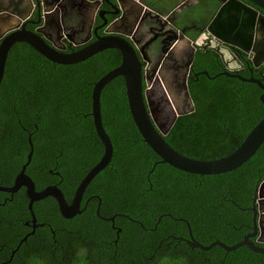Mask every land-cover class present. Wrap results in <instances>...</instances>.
<instances>
[{
  "label": "trees",
  "instance_id": "16d2710c",
  "mask_svg": "<svg viewBox=\"0 0 264 264\" xmlns=\"http://www.w3.org/2000/svg\"><path fill=\"white\" fill-rule=\"evenodd\" d=\"M160 1L159 7L173 3ZM204 9L198 13L202 21L214 7ZM18 56L21 63L6 61L0 81V185L10 184L25 162L29 135L32 152L25 173L36 189L56 183L69 201L79 180L103 152L90 115L89 81L104 73L105 61L94 57L74 67L58 65L25 43L18 48ZM199 68L207 76L200 74L190 81L193 110L176 117L163 139L185 156L214 159L241 142L264 116V104L255 84L216 75L219 67L211 59L197 63L195 69ZM99 110L111 155L85 186L81 211L69 219L61 217L50 196L35 208L61 247L53 249L51 232L45 228L44 241L29 236L28 245L22 242L15 248L28 213L21 190L5 211L0 207V262L208 264L217 252L214 260L223 264H264V255L244 246L225 251L213 245L202 250L175 237L188 236L185 222L177 219L182 217L193 238L203 245L215 238L230 245L241 238L245 227L240 224L250 216L243 207L264 174V140L238 167L199 175L158 162L132 122L121 76L101 88ZM110 215L113 220L104 218ZM11 249H16L12 255Z\"/></svg>",
  "mask_w": 264,
  "mask_h": 264
},
{
  "label": "water",
  "instance_id": "95a60500",
  "mask_svg": "<svg viewBox=\"0 0 264 264\" xmlns=\"http://www.w3.org/2000/svg\"><path fill=\"white\" fill-rule=\"evenodd\" d=\"M61 1L62 0H35V6L37 7L36 10L40 13L41 24L34 30H29L24 27V23L30 15L32 1L0 0V79L3 74L7 51L15 42L26 43L41 56L51 62L59 64L76 63L107 49L117 50L121 55L120 62L118 65L109 69L93 81L90 91V115L92 117L94 131L102 143L103 152L98 161L90 167L79 180L71 202L67 203L62 192L55 185H46L38 191L34 189L32 180L24 173L25 165L28 163L31 155V143L28 141L30 149L26 154L25 162H23L20 166L19 171L13 179V183L6 187L0 186V191L13 193L19 186H24L26 194L29 198L28 209L30 211L32 201L50 196L55 199L58 211L63 217H70L79 212V200L85 185L94 176V174H96L108 163L110 159L111 143L101 125L99 93L103 85L115 76H121L123 78L124 93L129 115L138 133L140 134L142 141L159 157L158 162H164L179 170L199 175L219 174L230 171L242 164L254 153L264 140L263 116L251 127L241 142L234 149L217 158L195 159L185 156L172 148L163 139V136L168 132L176 117L193 110V105L185 84V72L191 56H188L187 60L184 62L185 71L180 77V80L175 75H172L171 80L169 81L170 83H168V88L165 92L155 88L150 89L145 87L142 89L141 63L138 59L135 48L122 36H130V33L129 31L117 28V25L127 26V11L123 9V4L121 3L122 1L117 0L120 5V14L104 28L106 34L100 36L96 35L93 41L71 51H65L64 43H62V41L57 42V37L55 40H52L47 32V30L51 28V25H54L56 28L60 26L57 8H62ZM124 1H128L129 3L135 5L139 10L141 9L137 0ZM246 1L252 3L256 7L264 9V0ZM217 2V10L206 26L208 35V32H210L212 35L217 37V39H220V41L228 42V40L223 38L220 34L221 32H213L210 26L217 23V18L222 12L229 14L233 11L238 12L239 15L237 17L238 22L236 25L233 24L232 29H234L235 26L237 27L238 25H243V22H245L247 25H250V28L264 31V15L242 0H217ZM74 4H76L75 6L77 8H82L84 2L83 0H80V2ZM38 21L39 19L35 22L37 23ZM104 23L106 22L103 21V23L99 26H103ZM215 26H217V24ZM129 27H131V25H129ZM205 32L206 31H204V33ZM56 35L60 36L58 33ZM235 36L239 37L240 34L236 32V34H233V37ZM218 43L219 42L216 41V45L210 46L209 48L214 50L221 57V60L224 63V51L221 50L219 46L220 44ZM230 44L238 47L239 50L247 52V58L254 66H256L261 59H264V50L259 51L255 48V46L253 48L254 50H249L248 47H244L243 45L238 44V42H231ZM200 48V45H198L196 41H192V50L190 55H192L193 49L199 50ZM203 73L207 76L205 71H203ZM222 73L229 76L239 77L237 74H230L228 72ZM151 77L152 74L144 75L146 86L150 84ZM246 80L255 83L261 89L262 92L259 94L258 99L264 104V83L255 78H248ZM153 81H155L158 86L161 81V84L165 87V79L162 76H154ZM260 208L261 207L259 206V209ZM262 211H264L263 207ZM109 219L112 220V217H109ZM186 226L189 234L187 242L191 246L205 250L210 248L212 245H217L225 251L233 250L239 246H245L251 251L264 254V247L255 245L248 238L249 234H244L241 240L230 245H226L218 239L207 245H203L192 238L187 222ZM260 231L262 232L261 226ZM0 264H4V262H1Z\"/></svg>",
  "mask_w": 264,
  "mask_h": 264
},
{
  "label": "flooded vegetation",
  "instance_id": "af4514ba",
  "mask_svg": "<svg viewBox=\"0 0 264 264\" xmlns=\"http://www.w3.org/2000/svg\"><path fill=\"white\" fill-rule=\"evenodd\" d=\"M31 1H32V9L30 11V15L26 19L27 21L24 23V27L29 30H34L36 27H38L41 24V21H40V13H38L39 11L36 10L37 7L35 6V0H31ZM120 1H122L121 3L123 4L122 5L123 9L127 11L128 17H127V26L117 25V28L120 30L129 31L130 33V36L127 35L126 36L122 35V36L125 39H127L135 48L136 54L141 63L142 89L145 87L150 89L155 88L165 92L166 89L168 88V83H170L169 81L171 80L172 75H175L180 80V77L185 71L184 62L185 60H187L188 56H191L190 62L185 72V84L188 94H189L188 88L190 81L197 80L198 75L204 74L203 71L206 72V70L201 68H199L198 70L195 69L196 64L199 63L200 65L201 62L203 61L206 62V59L208 60L211 59L213 63H215L216 66L219 67V71L217 72L216 75L224 74L222 72H228L230 74L239 75V77L236 76H231V77H235L241 81L251 82V81H247L246 79L255 78V79H259L262 83H264V64H263L264 59H261L260 61L259 58L258 60L260 62L258 61L259 63L256 66H254L252 62L247 58L248 56L247 52L239 50L238 47L232 46L230 44L231 42H235V43L238 42V44H241L244 47L245 46L248 47L249 50L253 49L254 46L259 51L264 50V31L250 28V25H247L245 22H243V25L240 26L238 25L237 27L235 26L236 29L235 28L232 29L233 24L236 25V23L238 22L237 17L239 15L238 12L233 11L229 14L222 12L221 15H219V17L217 18V23L212 24L210 26L213 32H219V33L221 32L220 34L223 36V38L228 40V42L220 41V39H217V37L212 35V33L210 32H208L209 33L208 35L206 26L208 25L211 17L214 15V13L217 10V6H218L217 0H173V3L167 7H159L158 5L161 4L160 0H137L138 4L141 6L140 10L135 5L129 3L128 1L127 2L124 0H120ZM242 1L248 4L249 6H251L252 8L258 10L261 14L264 15V9L256 7L252 3L247 2L246 0H242ZM78 2H80V0H66V1L62 0L61 1L62 8L61 7L57 8L60 26L56 28L54 25H51L50 26L51 28L47 30L52 40H55V38L57 37L58 38L57 42L62 41V43H64L65 51L76 50L82 47L83 45L93 41L96 35L100 36L106 34L104 28L111 21L115 20L120 14V5L118 4L117 0H83L84 5L83 6L81 5L82 8L80 7L77 8L75 6L76 4L74 3H78ZM208 6L214 7L213 12L206 21H202L198 13L201 11L204 12L205 10L204 8ZM38 19L39 21L36 23L35 21H37ZM103 21H105L106 23H104L103 26H99L101 23H103ZM216 24L217 26H215ZM129 25H131V27H129ZM204 31L206 32L204 33ZM236 32L240 34L239 37L237 36L233 37V34H236ZM57 33L60 34V36L56 35ZM112 34H117V33H112ZM192 41H196L201 48L199 50L193 49L192 55H190V52L192 50ZM216 41L219 42L218 44H220L219 46L221 50L224 51V57H223L224 63L222 62L221 57L214 50L209 48L210 46H215ZM21 44H23V42H15L9 47L6 54L3 74L1 79L4 76V69L7 60L9 59L15 60L17 63L22 62V58H21L22 56H18V48L21 46ZM120 56L121 55L117 50L107 49V50H103L102 52L93 54L88 58L76 63H71V64L55 63V64L74 67L76 65L83 64L85 61L89 59H93L94 57L96 59L101 58L100 60L105 61V66H103L104 69H102V71H104L105 73L109 69L118 65V63L120 62ZM39 58L41 61H46V59H44L45 57L44 58L39 57ZM102 74L103 73H101L100 75L98 74L97 76L99 77ZM145 74H152V77L150 79V84H148L147 86L144 79ZM156 75L162 76L165 79V87L161 84V81L159 86L155 83V81H153V77ZM97 78L95 79L92 78L89 81L90 91H91L92 82L95 81ZM261 92L262 91H260V93ZM28 141H30L29 135L27 137V142ZM31 152H32V143H31ZM25 174L32 180V178L27 173ZM15 175L13 176L12 182L10 184L0 185V186H4V187L10 186L13 183V179ZM32 182L34 189L36 191L42 189L46 185L57 186L56 183L45 184L41 188L36 189L35 182L33 180ZM21 190L23 191L24 196L26 198V209L28 213L26 218L22 219L24 232L19 237V240L15 248H18V245L22 242L24 245H28L29 236H33V239L38 240L39 242L44 241V236L41 233H43V229L45 228L51 232L50 236L52 241L51 244H53V249L57 245L60 246L61 243L58 239L54 237L55 235L53 229L50 226V224L47 222V220L42 219L40 216L39 217L37 216L35 208H38L39 206L42 205L41 199H36L32 201L30 206L31 211L28 209L29 198L26 194V189L24 186H19L16 189V191H14L13 193L0 191L1 194L0 207H2V210L5 211L8 208L7 207L8 203L10 204V202H13L14 195L17 194L18 192H21ZM72 196L69 201H66L67 203L71 202ZM92 197H97V200L99 201L98 196L93 195ZM249 197H250L249 204L245 205V207H243V210H245L246 212L249 211L250 216L247 222L244 220L240 224L245 227V230L242 232V236L239 240L243 238L244 234H249L248 238L255 245L264 247V211H262V207L264 208V174L253 185ZM80 201H81V196L78 206V209L81 211ZM259 206L261 207L260 209ZM77 213L73 214L70 217H64V218L69 219L74 215H76ZM61 217L63 216L61 215ZM109 217H112L113 220L114 215H110L104 218L110 220ZM177 219L181 220L184 218L178 217ZM259 225L262 227V232L260 231ZM119 229L120 228L117 227L115 231L118 232ZM187 234H188V230H187ZM175 237L177 239L184 240L189 246H191L187 242V239L189 238V234L187 237H184L182 235H178ZM193 239L197 241L195 238ZM216 239L217 238L212 239L210 240V242ZM3 246H5V244ZM212 247L213 245L210 248ZM14 250L16 249H11L10 255H12L15 252ZM258 254L264 255L263 253H258ZM213 255H214L212 258L213 264H223L221 260L220 261L214 260L218 256L217 252H213ZM205 258L207 260L210 259L208 257ZM2 262H4V264H7L9 261L6 260ZM212 263L208 262V264H212Z\"/></svg>",
  "mask_w": 264,
  "mask_h": 264
}]
</instances>
